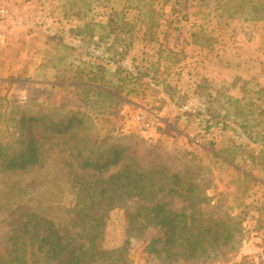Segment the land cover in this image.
Wrapping results in <instances>:
<instances>
[{
    "label": "rangeland",
    "instance_id": "rangeland-1",
    "mask_svg": "<svg viewBox=\"0 0 264 264\" xmlns=\"http://www.w3.org/2000/svg\"><path fill=\"white\" fill-rule=\"evenodd\" d=\"M69 2L0 0V23L19 53L0 73V148L14 156L27 147L17 139L27 134L13 119L40 122L33 130L38 164L12 172L0 167V246L15 217L36 211L89 250L97 220L108 212L104 248L126 247V264H170L166 232L129 236L131 218L156 205L187 218L194 207L195 224L225 222L236 232L207 264H264V19H231L215 0H93L85 16ZM116 11L131 31L118 41L98 28L93 42L77 35ZM28 38L36 44L28 46ZM77 59L105 67L123 99L118 116L89 112L95 113L90 135H110L142 168L168 167L177 175L167 183L161 172L150 176L158 189L153 201L121 192L122 164L82 170L78 139L47 131L78 102L74 89L64 88L80 77ZM190 185L191 196L169 193Z\"/></svg>",
    "mask_w": 264,
    "mask_h": 264
},
{
    "label": "trees",
    "instance_id": "trees-1",
    "mask_svg": "<svg viewBox=\"0 0 264 264\" xmlns=\"http://www.w3.org/2000/svg\"><path fill=\"white\" fill-rule=\"evenodd\" d=\"M69 3L72 9L77 10L78 16H85L91 12L94 4L93 0H70ZM215 3L221 12L231 19L238 17L252 20L264 19V0H215ZM128 5L140 12L143 9L148 11V6L144 4L131 5L130 3ZM167 5L169 3H166ZM151 9L152 7L149 10L150 13L153 12ZM120 16L122 17L123 14L116 11L105 23H87L84 27L77 29V35L84 38L87 34L89 42H93L94 31L98 28L118 41L121 35L131 32L129 23ZM63 49L73 52V49L65 46ZM61 60L63 59L60 58ZM77 60L80 62L79 59ZM105 73H107L105 67L81 61L76 73L80 77L74 76L67 81L70 84L64 86L65 89H74V96H78L76 99L78 102L72 105V108L70 107L71 112L69 110L66 117L52 121L46 127L47 131L55 135H71L78 139L76 159L82 170L103 172L110 167H119L122 164L116 179V185L121 192L128 197L135 196L143 202L153 201L158 194V189L150 176L161 172V175L165 177L164 183H167V179L177 178L175 177L177 175L170 174L168 167L161 171H158L161 166H155L154 170L142 168L132 156L133 151L127 150L122 145L118 147L109 134L101 140L90 135L95 127L93 124L95 113H89L91 110L95 112L98 110L103 115L118 116V111L123 105V99L116 91V85L106 80ZM120 81L125 82V79ZM103 102L108 106L104 107ZM236 103L239 102L236 101ZM38 120L24 115L19 121L13 119L17 127L26 132L25 138H22L20 134L17 139L27 147L20 155L14 156L0 148L2 172H12L16 168L23 170L29 164H38L35 148L37 138L33 135V130L40 126ZM128 152L130 155H127ZM124 155L129 158L128 163H125ZM146 157L149 158L148 155ZM160 190L164 188L161 187ZM174 190H169V193L182 198L184 194L191 196L193 193L191 185L185 190ZM194 210L192 207L190 217L186 218L168 211L161 205L142 208L131 218L129 236L142 237L150 228L163 230L167 234L166 241L163 242V253L170 264H207L212 261L222 245H227L234 240L236 232L228 229L225 222L214 224L209 220L210 223L208 221L202 226L195 224ZM97 221L96 228L99 231L93 241L91 240V247L89 250H82L75 245L74 239L61 235L51 220L36 211L25 212L15 217L8 225L7 233L0 246V264H126V247L108 250L103 246L104 231L109 221L108 212L100 215ZM98 238L99 240L101 238L100 243L97 242Z\"/></svg>",
    "mask_w": 264,
    "mask_h": 264
},
{
    "label": "crops",
    "instance_id": "crops-1",
    "mask_svg": "<svg viewBox=\"0 0 264 264\" xmlns=\"http://www.w3.org/2000/svg\"><path fill=\"white\" fill-rule=\"evenodd\" d=\"M28 39H29V41H27L28 46H31L32 44L34 45L36 44V42L31 41V38H28ZM9 40L10 38H8V31L4 32V29L2 28V25L0 23V65H1L0 68L2 69V72L0 73H5L4 70L7 69L6 68L7 61H11L12 58L15 59V57L19 56L18 52L15 53L16 51L13 49L12 45H10ZM2 62H4L3 65H2Z\"/></svg>",
    "mask_w": 264,
    "mask_h": 264
},
{
    "label": "built area",
    "instance_id": "built-area-1",
    "mask_svg": "<svg viewBox=\"0 0 264 264\" xmlns=\"http://www.w3.org/2000/svg\"><path fill=\"white\" fill-rule=\"evenodd\" d=\"M148 125H151L150 123H147V125L146 126H148Z\"/></svg>",
    "mask_w": 264,
    "mask_h": 264
}]
</instances>
